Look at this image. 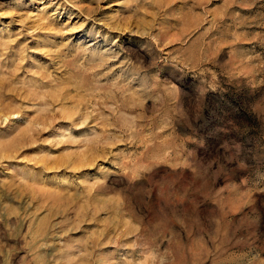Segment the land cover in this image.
<instances>
[{
	"label": "rangeland",
	"instance_id": "obj_1",
	"mask_svg": "<svg viewBox=\"0 0 264 264\" xmlns=\"http://www.w3.org/2000/svg\"><path fill=\"white\" fill-rule=\"evenodd\" d=\"M0 264H264V0H0Z\"/></svg>",
	"mask_w": 264,
	"mask_h": 264
}]
</instances>
